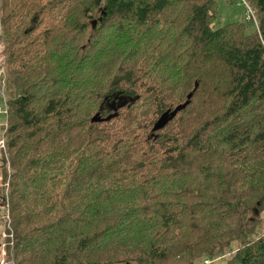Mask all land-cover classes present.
Instances as JSON below:
<instances>
[{
  "label": "trees",
  "instance_id": "1",
  "mask_svg": "<svg viewBox=\"0 0 264 264\" xmlns=\"http://www.w3.org/2000/svg\"><path fill=\"white\" fill-rule=\"evenodd\" d=\"M217 2L0 0V264H264V0Z\"/></svg>",
  "mask_w": 264,
  "mask_h": 264
},
{
  "label": "rangeland",
  "instance_id": "2",
  "mask_svg": "<svg viewBox=\"0 0 264 264\" xmlns=\"http://www.w3.org/2000/svg\"><path fill=\"white\" fill-rule=\"evenodd\" d=\"M1 6V5H0ZM217 13L218 18L215 21L214 26L216 28L223 27L228 24L237 23L244 21V7L240 5L237 1L230 2L229 0H218L217 2ZM1 20V18H0ZM249 32H255V26L254 25H248ZM4 44H3V33H2V27L0 24V77L3 78L5 76V69H4ZM4 80V79H3ZM1 80L0 83V141L4 136V129L7 126V107H6V98L4 95V82ZM6 212L4 209L2 210L1 218L4 219L6 217ZM264 217V213L262 214ZM6 223L2 222L1 226L2 229ZM2 232V231H1ZM3 242V245L5 242ZM5 248V246H1V252ZM231 254V253H230ZM229 256H232L229 255ZM2 264H13L12 262H9L6 260L4 253L1 254ZM205 260H202L198 262V264H204ZM226 259H220L216 260L213 264H225Z\"/></svg>",
  "mask_w": 264,
  "mask_h": 264
},
{
  "label": "built area",
  "instance_id": "3",
  "mask_svg": "<svg viewBox=\"0 0 264 264\" xmlns=\"http://www.w3.org/2000/svg\"><path fill=\"white\" fill-rule=\"evenodd\" d=\"M240 5L244 7V17L247 22H250L255 25V27L258 29L259 28V21L258 17L256 14V11L254 8L250 5L248 0H236ZM0 83H1V77H0ZM4 146V142L0 141V147ZM228 254L227 256H229ZM224 258V256H219L216 259H206L204 261V264H213L216 260H220Z\"/></svg>",
  "mask_w": 264,
  "mask_h": 264
},
{
  "label": "water",
  "instance_id": "4",
  "mask_svg": "<svg viewBox=\"0 0 264 264\" xmlns=\"http://www.w3.org/2000/svg\"><path fill=\"white\" fill-rule=\"evenodd\" d=\"M191 98H192V94H190V95H189V100H190ZM188 103H189V101H188V102H186V104H185V105L181 106V107H180V109H182V108L186 107V106L188 105Z\"/></svg>",
  "mask_w": 264,
  "mask_h": 264
}]
</instances>
